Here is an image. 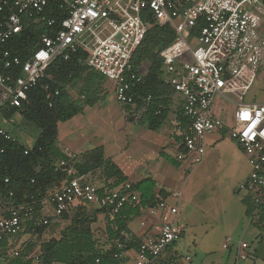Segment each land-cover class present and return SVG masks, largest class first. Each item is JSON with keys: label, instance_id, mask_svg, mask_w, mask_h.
<instances>
[{"label": "built area", "instance_id": "built-area-1", "mask_svg": "<svg viewBox=\"0 0 264 264\" xmlns=\"http://www.w3.org/2000/svg\"><path fill=\"white\" fill-rule=\"evenodd\" d=\"M253 1L0 0V110L20 106L55 58L69 60L74 55H82L83 64L111 82L118 103L134 106L137 96L133 89L141 82V73L134 70L132 58L151 22L167 24L175 36L159 52V77L182 96V111L188 119L177 134L180 149L175 159L182 161L192 154V163L199 162L205 150L204 134L228 130L250 165L249 175L237 191L248 195L257 208L264 201V103L243 102L258 68L264 66L260 17L247 8ZM39 23L49 29L41 31L38 46L25 59L11 55L8 42ZM57 94V89L47 91V97ZM217 102L233 106L229 120L216 112ZM4 121L0 111V139H15ZM64 152L67 158L57 167L66 179L42 200V215L36 225H47L49 217L78 206L116 211L138 201V193L128 182L99 191L77 170V155L68 148ZM180 197V191L173 190L145 209L159 219V225L156 234L139 241L135 264H149L181 236L182 225L176 219ZM3 214L0 243L10 242L22 230L23 220L33 215V205L8 204ZM225 240L223 247L227 248L230 239ZM245 248L246 243H240V259L247 257ZM13 255H19V250L14 249ZM34 259L38 257L34 255ZM94 264H99V259Z\"/></svg>", "mask_w": 264, "mask_h": 264}, {"label": "trees", "instance_id": "trees-1", "mask_svg": "<svg viewBox=\"0 0 264 264\" xmlns=\"http://www.w3.org/2000/svg\"><path fill=\"white\" fill-rule=\"evenodd\" d=\"M48 29L45 24L39 23L18 33L7 44L10 54L25 59L38 46L41 31ZM174 36V30L169 25L151 22L132 58L134 70L141 73V82L133 89L137 96L133 107L141 111L138 122L150 130H157L171 109V94L175 91L159 77L162 66L159 52ZM82 59V55H74L69 60L55 58L38 83L29 89L27 99L20 106H6L0 110L7 121L17 115L36 129L34 141L28 147L17 137L0 139V150H3L0 151V198L6 205L32 204L33 215L23 220L22 230L37 237L48 234L39 243L30 239L21 244L17 256L4 249L6 264H94L96 259H99V264H123L125 251L137 250L140 241L129 231L127 222L168 194L164 190L156 194L155 182L145 177L130 183V189L138 193V201L131 205H124L116 211L91 205L78 206L81 208L78 214L70 215L65 211L57 217H49L47 225H36L42 215V200L66 179L65 172L57 167L62 159L67 158L64 149L58 147L59 123L81 113L84 105L92 106L106 97L101 75L90 70ZM79 82V94L84 95L79 97L80 100L68 91ZM55 89L58 94L47 97V91ZM147 97H150L149 100ZM129 118L132 120L133 115ZM176 121L182 127L188 122L180 106L176 110ZM160 155L174 166L179 165L175 158L163 151ZM92 161L90 168L100 167L104 174V186L99 191L104 187L121 186L127 181V176L110 158H104L100 153ZM76 168L85 174L81 164L76 163ZM249 199L245 198V201L250 202ZM254 210V224L262 230L264 201L257 208L253 205L248 207L251 221ZM99 214H103L104 224L94 227ZM51 232L53 235H49ZM34 255L38 257L37 261H34Z\"/></svg>", "mask_w": 264, "mask_h": 264}, {"label": "rangeland", "instance_id": "rangeland-1", "mask_svg": "<svg viewBox=\"0 0 264 264\" xmlns=\"http://www.w3.org/2000/svg\"><path fill=\"white\" fill-rule=\"evenodd\" d=\"M263 9L262 7L257 8L256 12L260 17L264 16V12L261 11ZM100 78L105 84L103 86V91L106 93L105 99L98 100L93 106L84 105L83 113L75 118L76 123L71 124L68 128L62 127L60 129L58 140L61 147L65 146L64 148H68L77 155L78 163H81L85 171L91 174V181L98 184L104 179V174L100 167L93 170L90 168L93 164L94 153L97 155L99 152L93 150L94 147L90 146L92 142H96L94 144L106 142L107 146L108 143L115 142L114 138H117L119 142L121 140L126 143L131 142L133 129L136 127L128 120V116L134 115V112L131 113V109L124 110L120 103L114 101L111 82L102 75ZM80 86L81 82L68 89L70 95L79 100L82 95L79 94ZM243 102L264 103V66L258 68L255 80L245 93ZM80 103L83 104L82 100ZM174 109V106H172L158 130L150 131V133L153 132L150 135L155 136L156 139L149 136L144 138L147 143L144 149L146 162L149 166H153L155 171L163 170L164 167L176 171L174 166L159 156L160 147L166 144H170L168 147L169 153L173 154L174 146L171 144L170 134L175 127ZM136 115L135 117H138ZM74 120L69 121L73 122ZM60 124L63 126L65 123L61 122ZM3 125L11 131L14 137L24 142L27 147L32 145L36 129L24 123L19 116L16 115L12 120L4 121ZM67 133H70L68 135L71 137H67ZM70 138L75 145L78 144L76 147L64 145L70 142ZM213 138H217V141H212ZM203 139L205 152L202 160L194 163L191 168L184 172L179 170L180 173L176 176L174 183L171 184V186H174L173 188L181 189L180 203L183 213L182 220L185 224L182 236L175 242L178 246V252L182 255H191L193 263L203 259L201 264H215L217 260L215 259L216 256L212 254L215 251L213 248L218 247L220 248L219 252L227 254V249L220 246V241L225 234L233 238L232 242L236 243L235 248L242 241H246L253 249L261 241L260 236H258L261 230L254 224L256 219L255 210L252 213L254 215L250 222L244 214L245 206L251 207V202L246 201L243 204L240 198L244 197V192L236 191L250 170L245 153L238 143L230 137L228 130H224V133L218 131L205 133ZM65 140L68 141L65 142ZM115 145L108 146V149L115 148ZM139 151L143 150L139 148L136 142L129 144L125 152V158L133 164L132 160L140 154ZM134 169L135 167L132 170L134 171ZM243 175L244 177H242ZM233 205L238 207L235 213L230 210V206ZM6 207V204L0 198V216ZM248 217L251 219V215H248ZM46 233L48 232L46 231ZM25 234H28V232L21 233L18 241L27 238ZM29 234V239H35L38 243L48 236V234H43L41 237H37L32 233ZM49 235H53V233L51 232ZM261 245L264 249V240ZM245 251H247V248H245ZM242 262L248 264L250 261L246 259ZM257 264H264V259L257 258Z\"/></svg>", "mask_w": 264, "mask_h": 264}, {"label": "crops", "instance_id": "crops-1", "mask_svg": "<svg viewBox=\"0 0 264 264\" xmlns=\"http://www.w3.org/2000/svg\"><path fill=\"white\" fill-rule=\"evenodd\" d=\"M263 5H264V0H255L253 2L248 3L247 8H248V10H251V11L257 13L256 12L257 8L258 7L264 8ZM261 11L264 12V9L261 10ZM258 29H259V32L264 33V16L260 17ZM112 93H113V90H112ZM82 96L84 97L83 94L80 97H82ZM106 100H107V98H106ZM109 100L113 101L112 99H109ZM171 100H172L171 107L174 106V108H175L174 109V114H175V116H174V124H175V127L171 131V134H170L171 144H173V146H174L173 154L169 153L168 147H169L170 144H166V145L160 147L159 156H161L160 152L163 151L165 154L171 156L172 158H175L176 153L180 149L178 147L179 136L177 134H178L179 130L183 128L182 126L178 125V122L176 121V110H177L178 106H180V108H181L183 100H182V96L179 93H176V92L171 94ZM114 101H116V100H114ZM126 106L127 105H122L124 110L127 111V110L131 109L130 111L134 112L132 120H130V118L128 116V120L132 124H135V126H136L135 129H133V135H132L133 139H132V141L126 143L125 141L121 140L119 142L117 140V138L116 139L114 138L115 142H113V143H108L107 142L108 146L116 144L115 148L112 147L110 149H108V146L106 145V142L105 143H101L100 142L99 144H94L96 142H92V144L90 146L94 147L93 150H98L99 151L98 153L99 154L101 153L104 158H110L111 161H113L121 169V171L127 176L128 179H127L126 182H128V183L136 182V181H138L140 179H143L145 177H149L156 184L155 187H154V192L156 194L158 192H160V190H164L165 192H167L168 193L167 195H169V193L171 191H173V190H178L181 193V189L173 188L174 186H171V184L174 183V180H175L176 176L178 175V173H180L179 170H182V172H184L187 169L192 167V165L194 164V163H192L193 155L192 154H188L182 161L176 160L178 162V164H179L178 166H174L172 163H170L167 160L172 166L175 167L176 171H174L173 169H170V168L167 169V167H164L163 170H156L155 171L154 167L153 166H149L148 163L146 162V158H145L146 152L144 151V149L146 148L147 143L144 140V138L146 136H149L152 139H156L155 136L150 135V134H153V132L150 133V131H156V130H150V129L146 128L145 126H143L142 124H140L138 122V119H139V116H140L139 114L141 113L140 110L136 111L133 106H130L128 108ZM230 106H231V108H229ZM232 109H233V106L231 104L223 103V102H217L216 112L219 113V114L221 113L225 117L226 120H229V117H230ZM83 111H84V107H83ZM83 111L81 113L77 114V115L82 114ZM136 114L138 115V117H135ZM77 115H75L72 118V120L77 118ZM64 123L65 124L63 126H61V124L59 123V135H60V129H62V127L63 128L70 127L71 124L73 125V124L76 123V119L73 122L68 120V122L65 121ZM218 132L224 133V130H220ZM68 134H70V133H67V135ZM59 137H58V140H59ZM67 137H71V136L68 135ZM68 140H65V142L68 141ZM213 140L217 141V138H213L212 141ZM134 142H136L138 144L139 148L141 150H143V151H139L140 154H138V156L136 155V158L132 160V162H133V164H132L130 162V160H127L125 158L126 157L125 156V152H126L127 148L129 147V144H134ZM122 143H123V145H122ZM203 144H204V141H203ZM64 145H69L70 147H76L78 144L75 145L72 142L71 138H70V142L66 143ZM58 147L60 149H63L65 146L61 147V144L59 145V143H58ZM204 152H205V150H204ZM98 153H97V155H98ZM94 155H96V153H94ZM78 162L79 161H77V163ZM79 164H81V163H79ZM133 167H135L134 171L132 170ZM91 169L93 170L94 168H91ZM249 172H250V170H249ZM249 172H248V174L245 177H244V175L242 176V177H244V180L249 175ZM84 176L95 187L101 188L102 186H104V179L101 181L100 184H98V183H96L94 181H91L90 177H92V176H91L90 173L85 172ZM236 191H237V189H236ZM248 197L249 196L245 195V193H244V197L242 196L240 198V201L244 204V202H246L245 198H248ZM180 200H181V197H180ZM250 202H251V200H250ZM251 204H252V202H251ZM87 205H89V204H87ZM91 206L92 207H96L94 205H91ZM253 207H254V205H253ZM80 209H81L80 207H77V208H74L72 211H68V212H69L70 215H74V214H78ZM230 210L235 213L238 210V207L234 206V205L230 206ZM247 210H248V206H245L244 214L246 215V217L248 218V221L250 222V218L248 217L249 214H248ZM182 216H183V213L181 211V203H180L179 204V211H178V215H177L176 219H177L178 223L182 225L181 236L183 234V230H184V226H185V224L183 223V220H182ZM103 224H104V216H103V214H99L98 215V220L93 226L94 227L103 226ZM158 225H159V219L149 216L145 210L141 213L140 216H135V217H133L132 219H130L127 222V227L129 229V231L132 234H134L135 236H137L140 240L142 238L146 237V236H153L154 234H156L157 229H158ZM21 233H27V232H24L22 230L17 235H15L11 239L10 242H8L7 240H4V241H2L0 243V264L7 263V261H6L7 259L5 258V255L3 254L4 249H8L9 252H11V251L13 252L14 249H18L19 250V247L21 246V244H23L25 242H28L30 240L29 239L30 234L28 233V234H25L27 236V238H25L24 240L22 239V240L18 241V237H19V235ZM258 236H260V240L261 241L257 245H255L253 249L250 248V245L248 244V242H246V241H242L241 242V243H246V245H247V251H245L246 254H247V257L245 259H240L238 257L239 245L240 244L238 245V247L235 248L236 243L232 242L233 238L230 235L225 234L224 237H229V239H230L227 242L228 247L227 248L223 247V244L226 243V240H225L226 238L224 239V237L220 241V246H221V248L227 249V254L219 252L220 248H218V247L213 248L215 251L212 252V254L216 256L215 259L217 260V262L215 264H245L242 261L243 260L245 261L246 259H248L250 261L248 264H257V258L264 259V249L262 248V245H261L262 241L264 240V228L261 230V233H259ZM174 242L172 244H170L166 249H164L160 253V255L158 257H156L155 259H152L149 264H201L203 262V259H199L198 261L193 263V257L191 255H188V254L187 255L180 254L178 252L177 243L176 242L174 243ZM210 253H211V251H210ZM135 254H136V250L135 249H131V250L125 251V253L123 255L124 256L123 264H135L134 263Z\"/></svg>", "mask_w": 264, "mask_h": 264}]
</instances>
